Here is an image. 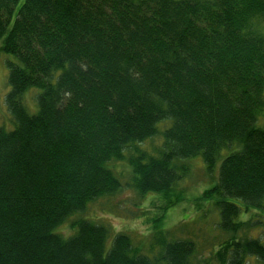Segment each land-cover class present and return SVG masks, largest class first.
I'll list each match as a JSON object with an SVG mask.
<instances>
[{
	"label": "trees",
	"instance_id": "1",
	"mask_svg": "<svg viewBox=\"0 0 264 264\" xmlns=\"http://www.w3.org/2000/svg\"><path fill=\"white\" fill-rule=\"evenodd\" d=\"M19 1L0 0V50L17 60L15 127L0 126V264H197L195 242L162 223L190 160L212 174L223 151L197 200L229 236L203 264H264V0ZM125 187L163 200L148 252L77 216ZM75 216L71 235L56 231Z\"/></svg>",
	"mask_w": 264,
	"mask_h": 264
},
{
	"label": "rangeland",
	"instance_id": "2",
	"mask_svg": "<svg viewBox=\"0 0 264 264\" xmlns=\"http://www.w3.org/2000/svg\"><path fill=\"white\" fill-rule=\"evenodd\" d=\"M24 2L20 0L18 7ZM259 28L264 33V22L260 23ZM2 42H0L1 46ZM8 61H17L16 57L0 50V126L7 130L15 127L14 119L8 109L6 97L10 91L8 82L9 68ZM39 90L34 88L29 90L24 96V103L29 112L36 113L38 104H34V93ZM160 144L159 139H154L146 144V147H155ZM228 154L223 151L220 159L212 174L208 173L201 156L190 160V172L178 186L179 191H183V200L165 213L163 229L170 232L173 237L178 239H191L196 244V256L194 261L197 264H203V261L211 254V250H217L219 241L227 238L229 235L221 230L218 225V212L210 202L198 201L206 188H210L217 182V175L222 159ZM117 169L122 174L124 185L130 181V173L126 161L119 162ZM241 205V202H237ZM163 200L157 195L139 196L131 187H125L122 191L112 196L100 198L91 202L87 210L77 216L87 217L93 221L106 224L110 227L112 235L118 232H124L132 237L133 243L141 247L142 251L148 252L155 226L156 218L163 213L161 207ZM242 212L238 218L239 221L248 220L252 212H247L241 205ZM71 218L65 224L60 226L59 231L64 236H69L72 230L69 226L70 221L77 218ZM264 235L261 230L253 231V235ZM249 264H257L254 258L249 260Z\"/></svg>",
	"mask_w": 264,
	"mask_h": 264
}]
</instances>
